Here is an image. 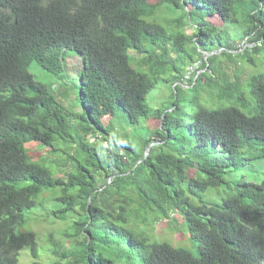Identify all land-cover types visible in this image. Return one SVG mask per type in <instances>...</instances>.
I'll return each instance as SVG.
<instances>
[{
  "label": "trees",
  "instance_id": "1",
  "mask_svg": "<svg viewBox=\"0 0 264 264\" xmlns=\"http://www.w3.org/2000/svg\"><path fill=\"white\" fill-rule=\"evenodd\" d=\"M159 1L0 0V264H19L25 247L38 257L35 236L16 228L46 189L61 190V213H82L73 221L84 239L77 250L62 252L53 245L67 264H264V178L259 184L242 178L233 186L226 183L232 170L264 159V71L250 79L256 104L251 116L237 108L200 109L185 124L183 117L177 119L181 109L173 93L172 105L155 113L160 125L147 140L145 147L154 144L147 157L136 154L125 136H116L111 121L103 123L118 111L131 125L147 117L150 92L183 54L192 60L186 51L192 43L221 56L240 50L231 53L235 58L249 49L264 53V0ZM162 6L180 17L163 25ZM239 13L243 39L253 45L244 51L226 45L208 21L218 16L223 24L238 23ZM187 20L195 26L193 36L184 32ZM67 50L77 51L83 61L77 97L83 113L75 119L30 72L35 62L61 74ZM131 59L145 72L134 69ZM217 61L215 54L203 60L206 71L194 88L215 75ZM219 78L228 81L224 71ZM231 89L227 85L220 98L234 97ZM238 100L245 102L242 94ZM13 133L54 152L58 144L75 147L79 156L68 157L73 170L57 177L8 142ZM99 137L109 149L92 142ZM171 146L178 156L165 152ZM193 168L197 178L188 175ZM104 175L109 179L100 185ZM224 185L227 198L215 206L203 204L204 193ZM172 211L183 215L199 257L131 228L130 218L141 213Z\"/></svg>",
  "mask_w": 264,
  "mask_h": 264
},
{
  "label": "rangeland",
  "instance_id": "2",
  "mask_svg": "<svg viewBox=\"0 0 264 264\" xmlns=\"http://www.w3.org/2000/svg\"><path fill=\"white\" fill-rule=\"evenodd\" d=\"M152 4H159V0H150ZM179 13H171L167 8L162 6L159 9V16L162 18L163 25L168 26L170 21L177 20ZM238 23L223 24L218 16L208 18V21L216 27L213 34L220 35L226 45H234L243 51L253 45L249 44L248 38L243 39L245 25L242 23V14L237 16ZM188 26L185 27V34L193 36L195 26L187 20ZM236 44V45H235ZM233 46V47H234ZM208 48H196L193 43L187 46V53L192 56V60L185 54L182 60L177 63L174 71H168L162 76V79L155 85L148 96V104L151 108L150 114L141 118L137 125H131L127 122V117L122 111H118L115 117H106L103 119L104 125H109L114 130L116 136L125 138L132 144L136 154L145 153V147L150 134L156 130L160 122L155 116L157 110H166L173 103V93L181 109V116L185 124L191 122V117L200 109L209 111L237 108L247 116L254 114L255 99L251 94L250 79L251 77L264 71V53L263 51L255 53L249 49L245 57L235 58L237 51L225 50L224 56L220 51L208 53ZM233 53V54H231ZM215 54L218 61L213 68L215 75L208 76L207 81L201 82L194 88L195 80L198 75L206 71L203 67V60L209 59ZM133 55V54H132ZM80 54L75 50H67L62 56L63 72L59 75L49 73L42 69L37 63H32L30 72L33 77L51 89L52 95L64 106L66 111L75 119L83 113V108L77 97L80 88V75L82 72L83 61ZM234 56L229 59V57ZM232 60V61H230ZM131 65L134 69L145 72L144 68L139 67L133 59ZM224 71L228 76V81L220 79V73ZM224 77V76H223ZM222 77V78H223ZM190 85V86H189ZM231 85V91L234 93L232 98H220L223 92H227L226 86ZM177 86V87H176ZM176 87V88H175ZM242 94L244 104L239 102L238 96ZM72 119V125L74 121ZM173 128V126H172ZM176 136L179 131L175 132ZM8 142L16 143L23 148L30 156L31 160L38 163L59 178H64L73 170V164L69 161V156H79L75 147L56 145L57 151H52L38 143H26L19 133H13L7 138ZM93 142L109 149L110 146L104 142L101 137ZM173 144L177 141L173 140ZM151 147L154 144L150 145ZM166 153H173L178 156L174 146L165 149ZM188 175L197 178L195 168L188 171ZM249 183L259 184L264 178V159L248 163L240 170H232L231 175L226 176V183L234 185L239 179ZM107 176H100V185L108 180ZM60 189H46L36 198V206L27 211L24 221L16 228V233L33 234L37 241L38 257L34 258L31 248L25 247L19 255V264H67V260L58 258L53 253L54 244L61 247V251L77 250V241L82 243L83 236L77 234L73 221L82 213L79 210L63 214L60 212L62 204L58 201L61 196ZM230 195L227 186H221L216 189H210L203 194L204 205H216ZM196 205H201L198 197H192ZM144 219V220H143ZM133 222L132 227L139 236L147 237L152 242L165 243L177 249H183L194 257H199L198 246L190 238L188 227L183 215L178 211L169 212L166 215L160 213H141L139 218H130ZM72 236L73 239L70 237Z\"/></svg>",
  "mask_w": 264,
  "mask_h": 264
},
{
  "label": "water",
  "instance_id": "3",
  "mask_svg": "<svg viewBox=\"0 0 264 264\" xmlns=\"http://www.w3.org/2000/svg\"><path fill=\"white\" fill-rule=\"evenodd\" d=\"M150 148H151V146H149V147L147 148V150H146V152H145V154H144V156H145V157H147V156H148V154H149V151H150Z\"/></svg>",
  "mask_w": 264,
  "mask_h": 264
},
{
  "label": "built area",
  "instance_id": "4",
  "mask_svg": "<svg viewBox=\"0 0 264 264\" xmlns=\"http://www.w3.org/2000/svg\"><path fill=\"white\" fill-rule=\"evenodd\" d=\"M95 141H96V138H93V139H92V142H95Z\"/></svg>",
  "mask_w": 264,
  "mask_h": 264
}]
</instances>
